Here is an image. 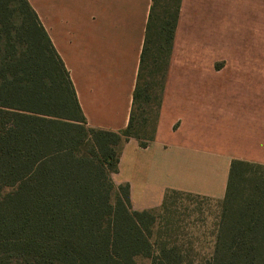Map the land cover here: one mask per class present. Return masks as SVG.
<instances>
[{
	"label": "trees",
	"instance_id": "16d2710c",
	"mask_svg": "<svg viewBox=\"0 0 264 264\" xmlns=\"http://www.w3.org/2000/svg\"><path fill=\"white\" fill-rule=\"evenodd\" d=\"M183 0H152L127 128L90 127L29 0H0V264H264V166L235 160L211 258L153 242L160 209L117 186L123 147L155 140ZM173 195V196H172Z\"/></svg>",
	"mask_w": 264,
	"mask_h": 264
},
{
	"label": "crops",
	"instance_id": "0c3cea01",
	"mask_svg": "<svg viewBox=\"0 0 264 264\" xmlns=\"http://www.w3.org/2000/svg\"><path fill=\"white\" fill-rule=\"evenodd\" d=\"M29 1L71 74L88 125L127 128L152 0ZM190 1L201 42L185 32ZM205 1H182L155 140L147 148L126 143L113 175L117 186L129 184L135 211L160 207L169 191L222 201L233 161L264 166V2L235 0L217 20L220 45L205 56L207 36L219 33L212 14L205 18Z\"/></svg>",
	"mask_w": 264,
	"mask_h": 264
},
{
	"label": "rangeland",
	"instance_id": "374dc122",
	"mask_svg": "<svg viewBox=\"0 0 264 264\" xmlns=\"http://www.w3.org/2000/svg\"><path fill=\"white\" fill-rule=\"evenodd\" d=\"M232 2L231 0H206L204 2L203 9L208 10L210 8V11H205V18L208 17L207 14L209 12L212 14L211 20L216 31L221 29L220 22L217 21L219 17L221 18L225 15L226 9L234 10V7L238 5L235 0H232ZM220 4L223 5L220 6ZM200 11H202V8ZM191 17L192 4L190 1L187 7L185 32L189 33L191 31V36L194 35L197 39L195 41L201 42L200 39L204 41L202 28H193ZM221 19L223 20V18ZM222 36L223 34L220 32L207 36L206 43H208V46H206V50L200 49L199 53L211 56L213 48L216 47L217 49L220 45ZM199 44L203 46L202 43ZM186 55L193 56L195 54L187 47ZM124 176H126V173H124ZM118 180L119 178L116 179V181ZM161 207L162 205L155 209H160ZM157 216V223L153 228V242L159 240V243L167 244L168 248H176L179 252H182L187 261L198 263L212 257L221 218L220 200L197 195H176L170 199L164 210L158 212ZM137 264H152V261L151 259L139 258Z\"/></svg>",
	"mask_w": 264,
	"mask_h": 264
}]
</instances>
